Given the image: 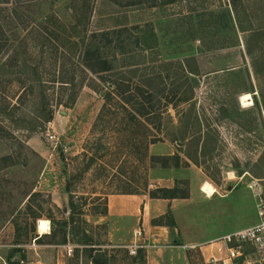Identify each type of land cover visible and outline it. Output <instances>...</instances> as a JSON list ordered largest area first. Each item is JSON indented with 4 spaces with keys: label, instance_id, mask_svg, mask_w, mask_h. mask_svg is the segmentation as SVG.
<instances>
[{
    "label": "rangeland",
    "instance_id": "rangeland-1",
    "mask_svg": "<svg viewBox=\"0 0 264 264\" xmlns=\"http://www.w3.org/2000/svg\"><path fill=\"white\" fill-rule=\"evenodd\" d=\"M70 5L69 0H0V65L13 57L20 38L27 58L47 80L64 79L63 53L53 43L42 53L34 30L44 26L46 16L63 21ZM90 7V30L146 26L155 32L160 60H195L189 64L198 71L193 76L197 111L218 130L220 142L203 167L184 159L178 168L163 169L151 165L150 157L176 153L177 145L168 139L148 147L145 157L141 137L138 148L131 147L115 121L94 128L103 104L98 92L104 87L93 75L77 73L72 88L0 85V130L8 132L0 133V264H93L88 249L106 264H134L135 257L139 264H208L212 255L223 258L219 238L256 222L255 198L264 190V0H90ZM254 32L261 34V50L252 61L244 41L251 42ZM32 89L34 95L43 89L53 110L52 121L34 133L17 126L33 120L37 102ZM243 95L250 100L243 103ZM4 106L15 108L12 121L4 119ZM204 183L214 188L211 197L201 192ZM156 188L188 192V197L169 200L167 211L146 224L138 211L105 212L111 194ZM40 220L48 221L47 233H39ZM57 222H69L66 243L49 245L52 238L46 235L59 231ZM25 227L26 236L20 232ZM138 231L142 247L132 257L126 247ZM35 236L40 238L36 242ZM61 239L57 233L55 241ZM66 246L73 250L71 257L65 255Z\"/></svg>",
    "mask_w": 264,
    "mask_h": 264
},
{
    "label": "trees",
    "instance_id": "trees-1",
    "mask_svg": "<svg viewBox=\"0 0 264 264\" xmlns=\"http://www.w3.org/2000/svg\"><path fill=\"white\" fill-rule=\"evenodd\" d=\"M69 2L71 5L64 9L63 21L58 22L55 15L46 16L44 26L34 30V34L42 42V53L49 48L46 45L52 43L63 53L64 79L56 76L47 80L39 72V67L31 63V58H27L29 53H26L29 51L22 50L23 46L26 48V44L20 38H16L19 42L12 51L13 57L0 65V85L7 84L2 88L10 87L14 83L20 84L22 88H48L47 83H58L64 88H72L76 86L77 73L85 76L91 74L104 87V91L98 92L95 87L88 86L98 92L103 101L94 128L98 122L115 121L116 124L123 126L120 131L129 137L128 143L131 147L137 149L138 138L141 137L145 157L148 147L163 143L166 139L177 145V152L172 155L151 156V165H159L163 169L178 168L186 159L196 166L203 167L205 158L215 151L220 142V135L216 128H211L205 116L197 111V86L193 84L191 77L196 76L198 71L189 64L195 60L190 58L175 63L160 60L154 52L157 47L155 32L146 26L144 30H139V27L128 28L117 24L110 29L92 31L89 29L92 19L90 0ZM249 37L251 42L246 39L244 46L246 54L254 61L255 58L256 60L259 58L255 53L261 50L258 43L261 41V34L254 32ZM252 42L256 45L253 46ZM2 48L0 45V52ZM137 52L140 53L139 56L136 55ZM152 53L155 54V58L149 57ZM252 65L254 75L258 78L260 71L257 70L255 63ZM65 75L68 76L65 78ZM83 87L81 82L79 88ZM43 92V89H40L38 94L34 95L33 89L30 91V96L37 102L33 120L28 122L21 120L20 124H17L27 132L43 130L53 119V110ZM69 101H74V96ZM13 108L9 110L8 106H4L1 113L6 121H12ZM2 132L8 133L4 129L0 130V133ZM13 165L14 163L7 164ZM146 193L150 199L171 200L188 197V192L179 195L175 189L168 188H156ZM138 194L143 193L126 192L111 195ZM32 196L33 194L29 199ZM69 208L73 213L75 206L71 200ZM105 212L107 213V210ZM69 222H73L72 216ZM69 222L55 224L59 230L57 233L62 234V239L60 242L55 241L57 233L51 231L46 235L52 238L49 245L66 243L64 229ZM15 231L17 240L22 235H28L26 227L20 230L23 232L22 235L19 229L15 228ZM32 232H35L34 228ZM82 237L85 243L91 242L88 236ZM34 239L36 242L40 238L35 236ZM94 251L96 250H85L90 254L88 257L92 263L106 264L105 260H100L99 255L92 256ZM133 263L139 264L140 260L135 257Z\"/></svg>",
    "mask_w": 264,
    "mask_h": 264
},
{
    "label": "built area",
    "instance_id": "built-area-1",
    "mask_svg": "<svg viewBox=\"0 0 264 264\" xmlns=\"http://www.w3.org/2000/svg\"><path fill=\"white\" fill-rule=\"evenodd\" d=\"M255 210L256 222L253 225L219 238L223 258L217 259L212 255L207 260L208 264H264V190L255 198ZM140 237V231L136 232L134 241L126 247L129 256L135 257L142 247L139 244ZM72 252L71 247H65L66 257H71Z\"/></svg>",
    "mask_w": 264,
    "mask_h": 264
},
{
    "label": "crops",
    "instance_id": "crops-1",
    "mask_svg": "<svg viewBox=\"0 0 264 264\" xmlns=\"http://www.w3.org/2000/svg\"><path fill=\"white\" fill-rule=\"evenodd\" d=\"M174 201L176 199L172 200V204ZM107 202V213L109 216H122L127 215L131 211H138L143 216L144 224L148 223L153 217L152 215L156 217L165 213L170 203L169 200L150 199L147 193L138 195H110L107 198ZM152 208L158 209L159 211L152 213Z\"/></svg>",
    "mask_w": 264,
    "mask_h": 264
},
{
    "label": "bare ground",
    "instance_id": "bare-ground-1",
    "mask_svg": "<svg viewBox=\"0 0 264 264\" xmlns=\"http://www.w3.org/2000/svg\"><path fill=\"white\" fill-rule=\"evenodd\" d=\"M250 100V96L249 95H243L241 97V101L244 103L245 101H249ZM246 105V103H245ZM201 191L203 192V194H205L207 197H211L215 190L214 188L208 184V183H204L201 187ZM48 221L45 220H40L38 222V231L40 234H44L48 232Z\"/></svg>",
    "mask_w": 264,
    "mask_h": 264
},
{
    "label": "water",
    "instance_id": "water-1",
    "mask_svg": "<svg viewBox=\"0 0 264 264\" xmlns=\"http://www.w3.org/2000/svg\"><path fill=\"white\" fill-rule=\"evenodd\" d=\"M191 80H192V82H193L194 85H197V84H198V82H197V80H196L195 77L192 76V77H191Z\"/></svg>",
    "mask_w": 264,
    "mask_h": 264
}]
</instances>
